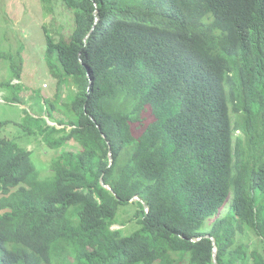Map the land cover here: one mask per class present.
Returning a JSON list of instances; mask_svg holds the SVG:
<instances>
[{
    "label": "trees",
    "instance_id": "obj_1",
    "mask_svg": "<svg viewBox=\"0 0 264 264\" xmlns=\"http://www.w3.org/2000/svg\"><path fill=\"white\" fill-rule=\"evenodd\" d=\"M63 2L46 61L71 129L45 140L79 149L42 178L0 136V264H264V0Z\"/></svg>",
    "mask_w": 264,
    "mask_h": 264
},
{
    "label": "rangeland",
    "instance_id": "obj_2",
    "mask_svg": "<svg viewBox=\"0 0 264 264\" xmlns=\"http://www.w3.org/2000/svg\"><path fill=\"white\" fill-rule=\"evenodd\" d=\"M74 26L73 11L63 0H0V122H5L0 125V136L14 140L31 152L41 177L50 174L51 162L63 151L79 149L74 142L58 150L50 149L44 130L48 125L71 129L58 122L69 119L70 111L64 104L73 95L68 84L58 87V78L48 68L46 49L47 34L56 42L67 40ZM58 91L59 97H56ZM143 117L142 126L133 127L136 135L154 119L150 110ZM63 133H54V136ZM231 201L232 196L220 216L226 214ZM124 207L127 212L123 216L118 213L119 224L113 228H122L123 234H130L139 226L136 221H128L136 206L131 203ZM215 218L212 216L204 222L199 230L201 235L208 234ZM250 239L255 237L251 235Z\"/></svg>",
    "mask_w": 264,
    "mask_h": 264
},
{
    "label": "water",
    "instance_id": "obj_3",
    "mask_svg": "<svg viewBox=\"0 0 264 264\" xmlns=\"http://www.w3.org/2000/svg\"><path fill=\"white\" fill-rule=\"evenodd\" d=\"M107 188H109L110 189V186H108V185H105ZM135 199H137V200H141V198L139 197V196H135V197H133V199L132 200H135ZM204 237H211L209 234H207V235H204ZM213 240H214V238L213 237H211ZM214 262H215V264H218L217 263V260H216V248H215V254H214Z\"/></svg>",
    "mask_w": 264,
    "mask_h": 264
},
{
    "label": "clouds",
    "instance_id": "obj_4",
    "mask_svg": "<svg viewBox=\"0 0 264 264\" xmlns=\"http://www.w3.org/2000/svg\"><path fill=\"white\" fill-rule=\"evenodd\" d=\"M135 200H137V199H135ZM217 260V259H216Z\"/></svg>",
    "mask_w": 264,
    "mask_h": 264
}]
</instances>
